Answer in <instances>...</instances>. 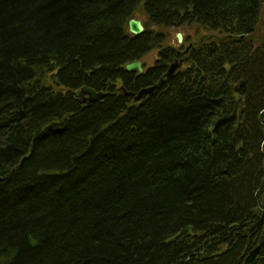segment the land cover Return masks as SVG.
<instances>
[{"label":"trees","instance_id":"trees-1","mask_svg":"<svg viewBox=\"0 0 264 264\" xmlns=\"http://www.w3.org/2000/svg\"><path fill=\"white\" fill-rule=\"evenodd\" d=\"M0 264H264V0H0Z\"/></svg>","mask_w":264,"mask_h":264},{"label":"water","instance_id":"water-1","mask_svg":"<svg viewBox=\"0 0 264 264\" xmlns=\"http://www.w3.org/2000/svg\"><path fill=\"white\" fill-rule=\"evenodd\" d=\"M129 30H130V32L132 34H135V35H138V34H141L142 32H144L145 27H144V24H143L142 20L141 19H137V18L130 19V21H129ZM176 37H177V41L179 43L183 42L184 35H183L182 32H178ZM189 48H190V46H188V48L186 49L185 52H188ZM182 64H183V60L173 62L168 68L167 75L168 76L173 75L175 73V71ZM125 69L128 72L138 71V72L142 73L144 71L143 63H142L141 60H136V61H133V62H130V63L126 64ZM156 86L157 85L141 89L137 93L136 98L138 100H140L145 95L151 94L156 89ZM81 93L84 96H87L86 101L89 102V103L94 102V101L99 100V99H102L104 97V93L103 92H97L96 90L91 89V88H87V87H83L81 89Z\"/></svg>","mask_w":264,"mask_h":264},{"label":"rangeland","instance_id":"rangeland-1","mask_svg":"<svg viewBox=\"0 0 264 264\" xmlns=\"http://www.w3.org/2000/svg\"><path fill=\"white\" fill-rule=\"evenodd\" d=\"M178 32H181V31H179V30H174V31H172V33H171L172 40H173V42H174L175 44L178 43V42H177V38H176V34H177ZM182 33H183V32H182ZM183 34H184V36H185V32H184ZM150 58H151V57H149V60H150Z\"/></svg>","mask_w":264,"mask_h":264}]
</instances>
